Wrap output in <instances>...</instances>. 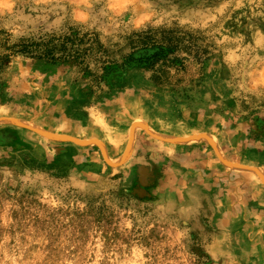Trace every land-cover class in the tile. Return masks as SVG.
I'll list each match as a JSON object with an SVG mask.
<instances>
[{"label":"rangeland","instance_id":"obj_1","mask_svg":"<svg viewBox=\"0 0 264 264\" xmlns=\"http://www.w3.org/2000/svg\"><path fill=\"white\" fill-rule=\"evenodd\" d=\"M0 264H264V0H0Z\"/></svg>","mask_w":264,"mask_h":264},{"label":"trees","instance_id":"obj_2","mask_svg":"<svg viewBox=\"0 0 264 264\" xmlns=\"http://www.w3.org/2000/svg\"><path fill=\"white\" fill-rule=\"evenodd\" d=\"M69 41V39H60L55 36H47L46 38H40L38 41L34 40H25L17 46V50L14 52H34L35 56L38 58H45L48 61H55L58 58H66L71 56L72 54L69 50H66L65 44ZM60 45L59 48H57ZM60 53L56 55V53ZM5 58L8 57L6 54Z\"/></svg>","mask_w":264,"mask_h":264},{"label":"water","instance_id":"obj_3","mask_svg":"<svg viewBox=\"0 0 264 264\" xmlns=\"http://www.w3.org/2000/svg\"><path fill=\"white\" fill-rule=\"evenodd\" d=\"M136 126H139V127H145V125L144 124H141V123H137V124H135V125H133L132 126V130H131V133L133 134V132H134V128L136 127ZM197 136H193V138H196Z\"/></svg>","mask_w":264,"mask_h":264}]
</instances>
